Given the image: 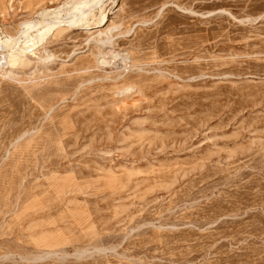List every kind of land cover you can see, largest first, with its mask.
<instances>
[{"label":"rangeland","instance_id":"374dc122","mask_svg":"<svg viewBox=\"0 0 264 264\" xmlns=\"http://www.w3.org/2000/svg\"><path fill=\"white\" fill-rule=\"evenodd\" d=\"M68 1L0 0V39ZM92 13L7 50L0 264H264V0Z\"/></svg>","mask_w":264,"mask_h":264},{"label":"bare ground","instance_id":"6f19581e","mask_svg":"<svg viewBox=\"0 0 264 264\" xmlns=\"http://www.w3.org/2000/svg\"><path fill=\"white\" fill-rule=\"evenodd\" d=\"M100 3L101 0H70L57 9H49L50 11H45L42 19L28 23L24 28L22 27V29L18 31L16 36H8L2 40L0 39V47L6 49L5 51L0 50V72L7 75L11 74V69L9 68V63L7 61L9 50L13 51V55L15 52V54L19 56H27L26 54L33 53V47H35L39 41H43L53 29H56L55 27L57 23L53 20H55L60 13L64 12L65 23L68 27L80 26L81 24L83 25V22L89 15L94 13H92V11L95 8H98ZM100 16V19L93 26L80 27L90 29L91 27L103 26L106 22V16L103 13ZM48 17L49 20L47 19ZM28 31H30L29 35L26 34ZM99 34L103 33L99 31L98 35ZM24 41L28 42L22 47L19 46L20 42ZM40 59L43 60V58Z\"/></svg>","mask_w":264,"mask_h":264}]
</instances>
